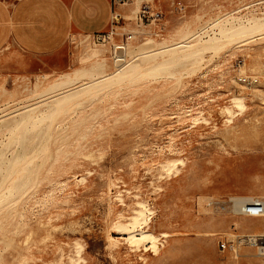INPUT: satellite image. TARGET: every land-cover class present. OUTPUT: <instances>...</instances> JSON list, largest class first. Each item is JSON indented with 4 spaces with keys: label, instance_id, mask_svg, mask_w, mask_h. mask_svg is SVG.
Returning <instances> with one entry per match:
<instances>
[{
    "label": "rangeland",
    "instance_id": "obj_1",
    "mask_svg": "<svg viewBox=\"0 0 264 264\" xmlns=\"http://www.w3.org/2000/svg\"><path fill=\"white\" fill-rule=\"evenodd\" d=\"M160 1L113 18L136 55L121 80L83 87L117 68L91 35L46 59L0 52V264H264L243 241L264 215L233 205L264 198V14Z\"/></svg>",
    "mask_w": 264,
    "mask_h": 264
},
{
    "label": "crops",
    "instance_id": "obj_2",
    "mask_svg": "<svg viewBox=\"0 0 264 264\" xmlns=\"http://www.w3.org/2000/svg\"><path fill=\"white\" fill-rule=\"evenodd\" d=\"M125 11L112 0H0V52L13 47L27 56L51 58L71 34L107 31L113 14Z\"/></svg>",
    "mask_w": 264,
    "mask_h": 264
},
{
    "label": "built area",
    "instance_id": "obj_3",
    "mask_svg": "<svg viewBox=\"0 0 264 264\" xmlns=\"http://www.w3.org/2000/svg\"><path fill=\"white\" fill-rule=\"evenodd\" d=\"M114 4H121L124 3L125 0H112ZM143 5V4H142ZM145 8V7H144ZM145 10L141 12L140 18L144 17ZM235 12H241L242 20L247 21L248 18L250 19L252 15L255 14H264V0H251L245 5L240 6ZM239 16V17H240ZM114 18V17H113ZM113 18L111 20L110 27L107 31L96 33L91 36H95L97 40H105L110 44L109 48V54L110 58L113 61V64L115 66L126 64V62L129 60L134 59L135 56H128V45L130 43V40H132L133 34L132 33H118L114 29V21ZM117 34V37H119L115 42L112 41L114 35ZM90 36V35H89ZM117 59H123L122 61H118ZM251 201H259L261 202V210H252L251 209ZM241 214L249 217H262L264 215V198H254L251 199L249 202L244 203L241 206ZM249 245H254L257 248V252L260 256L264 258V237L253 235V236H247L245 240ZM226 242L220 241V247L221 249L226 248Z\"/></svg>",
    "mask_w": 264,
    "mask_h": 264
},
{
    "label": "bare ground",
    "instance_id": "obj_4",
    "mask_svg": "<svg viewBox=\"0 0 264 264\" xmlns=\"http://www.w3.org/2000/svg\"><path fill=\"white\" fill-rule=\"evenodd\" d=\"M231 14H233V13H231ZM117 13L116 14H113V17L114 18H117ZM118 20V19H117ZM252 25V24H251ZM254 26H256V28H261V26L258 24V23H256V25L254 24ZM250 27V26H249ZM244 29V28H243ZM258 30V29H257ZM240 31L241 30H239V29H233V28H230V29H227L226 30V33H228V34H226L227 36H229L230 34L229 33H231V35L232 34H236V33H240ZM225 32V31H224ZM240 35V34H239ZM242 35V34H241ZM245 35V34H244ZM190 41H191V39L190 40H183L182 42H176L174 45L175 46H172L171 48H177V47H184V46H189V45H191L190 44ZM170 47H163V48H161L160 50H161V52L162 51H166V50H168ZM159 50V51H160ZM152 51H154L155 52V50H152ZM157 52V51H156ZM147 53L148 52H142L141 54L142 55H144V54H146L147 55ZM151 53V52H150ZM136 56V55H135ZM118 61H122L123 59H117ZM131 61V60H130ZM127 62H129V60L127 61ZM126 62V63H127ZM117 68L115 69V71L114 72H112V73H110V74H105V75H101V76H97V77H95V78H92V79H90V81L89 82H87V83H85V84H83V87H88V86H91V85H93V84H95V83H97V82H101V81H103V80H105V79H111V78H113L114 79V81L115 80H121V79H123V78H125L127 75H131L132 73H133V70L135 69V67H136V65H134V64H122V66L120 65L119 67H118V65L116 66ZM126 67V68H125ZM67 78H71V77H75V76H66ZM127 78V77H126ZM112 79V80H113ZM113 82V81H112ZM81 86H82V84H81ZM81 86H79V87H81ZM75 88V87H74ZM73 88V89H74ZM74 91V90H73ZM61 94V93H60ZM57 99V98H56ZM236 104H237V102H236ZM236 107H237V105H236ZM226 111H228V110H226ZM232 111V110H231ZM229 112V111H228ZM254 198H256V197H239V198H236V199H234V203H233V205H234V211L235 212H237V213H241V206L244 204V203H247V202H249L251 199H254ZM251 209L252 210H261V202H259V201H251ZM138 213V212H137ZM142 215V214H141ZM143 221V220H142ZM140 225V224H139ZM119 228V227H118ZM264 228V227H263ZM141 229L142 228H140V229H138V230H134V231H141ZM119 230H120V233L121 234H124V235H126L125 236V240H129V241H131V242H139V241H149L150 243H151V245H150V247H156L157 245V243H156V239H157V236H155L154 234H151L150 232H148V231H141V236H136L135 234H133V229L131 230L129 227H127V226H122V227H120L119 228ZM260 232V231H259ZM261 232H264V230H261ZM259 233V234H261V235H264V234H262V233ZM254 234H256V233H254ZM249 236H253V235H249ZM264 237V236H263ZM111 238H112V236H111ZM240 239H242V238H240ZM239 239V240H240ZM144 246V245H143ZM142 246V247H143ZM76 252V251H75ZM69 253V252H68ZM77 253V252H76ZM72 260V259H71Z\"/></svg>",
    "mask_w": 264,
    "mask_h": 264
}]
</instances>
